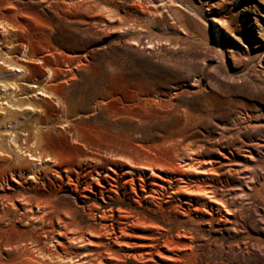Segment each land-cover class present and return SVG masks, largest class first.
Returning <instances> with one entry per match:
<instances>
[{
	"label": "rangeland",
	"instance_id": "374dc122",
	"mask_svg": "<svg viewBox=\"0 0 264 264\" xmlns=\"http://www.w3.org/2000/svg\"><path fill=\"white\" fill-rule=\"evenodd\" d=\"M0 264H264V0H0Z\"/></svg>",
	"mask_w": 264,
	"mask_h": 264
},
{
	"label": "bare ground",
	"instance_id": "6f19581e",
	"mask_svg": "<svg viewBox=\"0 0 264 264\" xmlns=\"http://www.w3.org/2000/svg\"><path fill=\"white\" fill-rule=\"evenodd\" d=\"M246 153H248V152L246 151ZM224 159L229 163H231L233 161L232 158H230V157H225ZM225 173L229 174V173H231V171H228ZM210 187L211 188L209 190H207V189L200 190L201 186L199 187L200 193H202L205 197V200H204L205 206L210 207V209H212L213 211H216L217 213H222V210L228 211L225 201L219 200L216 198V192L214 191L215 186L210 185Z\"/></svg>",
	"mask_w": 264,
	"mask_h": 264
}]
</instances>
